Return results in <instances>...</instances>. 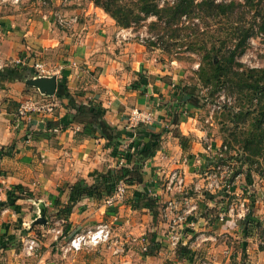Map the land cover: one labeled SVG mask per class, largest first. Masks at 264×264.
Listing matches in <instances>:
<instances>
[{
	"label": "crops",
	"instance_id": "crops-1",
	"mask_svg": "<svg viewBox=\"0 0 264 264\" xmlns=\"http://www.w3.org/2000/svg\"><path fill=\"white\" fill-rule=\"evenodd\" d=\"M77 1V6L62 8L63 12L78 14L84 20L79 27L69 30L43 20V9L37 0H0V62L5 63L0 69V183L18 196L13 205H7L6 211L0 213V238L4 242L0 247V264H201V257L211 259L213 264H264V247L259 246L255 233L250 234L249 228L245 230L239 222L199 219L198 227L224 237L198 245L189 234L186 245L173 248L168 244L169 220H152L154 205L165 198L160 185L153 181L159 178L160 168L181 167L187 181L192 182L195 169L182 160L185 156L193 160L196 150L200 151L202 135L198 120L187 116V112L183 114L185 110L192 111L188 104H179V100L184 102L185 95L179 100L176 95V88L182 83L180 64L138 41H126L117 47L112 39L114 19L91 2L85 8L78 6L81 0ZM22 2H26L25 7L19 6ZM54 2L58 4V0ZM20 58L26 59L23 64L11 63ZM37 61L49 69L48 74L32 69ZM5 68L9 70L3 71ZM49 75L56 76L52 94L30 82ZM60 81L65 83L67 97L59 98V108L47 114L44 123L37 115L31 124L17 116V108L24 99L48 101L58 92ZM77 106L82 110L77 111ZM88 108L100 115L108 138L101 137L99 129L89 135L81 133L80 120L90 118L85 112ZM133 108L153 109V123L127 128ZM63 120L69 122L55 134L45 125L46 121L59 124ZM71 124L79 125V129L73 130ZM140 129L142 133L138 132ZM177 132L187 139L185 149ZM115 134L121 138L116 153L111 137ZM138 140L155 142L156 151L140 168L143 181L127 183L125 199L109 203L108 196L83 197L73 202L71 208L63 209L72 201L61 194L62 186L76 180L87 184L98 181L99 174L121 166L119 161L122 156L125 159L127 152L134 153ZM122 144H127V148L122 149ZM131 164L124 160L122 165ZM247 181L252 183L251 176L247 175ZM34 193L45 195L42 197L47 207L40 205L41 198H35ZM57 197L59 202H55ZM29 205L31 211L47 208L54 215L61 214L62 209L66 211L61 215L66 221L65 234L56 239L52 231L55 227L48 225L41 215L31 219L34 223L30 227H26L27 216L19 222ZM99 222L110 223L119 237L146 236L148 251L141 252L139 244L132 243L121 256L111 255L102 245L62 253L61 245L75 231ZM39 225L43 226L42 238L38 239L34 253L26 256L21 245ZM225 247L229 248L227 255L223 253Z\"/></svg>",
	"mask_w": 264,
	"mask_h": 264
},
{
	"label": "rangeland",
	"instance_id": "rangeland-1",
	"mask_svg": "<svg viewBox=\"0 0 264 264\" xmlns=\"http://www.w3.org/2000/svg\"><path fill=\"white\" fill-rule=\"evenodd\" d=\"M54 1L55 0H46V4H42V0H37V5L48 13L57 11L59 13L61 12L64 18L76 16L77 20L75 22H69L66 25L59 23L58 20L54 19V16H50L48 20H43L51 21L52 24H54V27L58 29L74 30L75 26L79 27V24L84 21L83 17L78 14L65 13L62 9L63 7L65 8L67 6H70V4H74L75 6H77L78 1L58 0V4H55ZM135 1L137 0H118V2L120 3L127 4L133 2L135 3ZM225 1L229 2L232 0ZM233 1L245 3L244 0ZM80 2V5H78L79 7L83 6L86 8L87 4L91 2V4L95 8L103 10L109 16H111L110 13L105 11L103 8H100L99 5H95L94 0H81ZM159 5H161V0H159ZM256 5L257 3H255L252 8H249V6H244L243 8H241V12H238L239 14L242 13L243 15L241 22L243 23V25L249 28V32L252 33L251 37L246 43V50L238 56L237 61L241 63V68H264V31H261L259 28L261 17L257 15L256 18H254L255 14H257V11L261 12V10L259 9L264 8V6H261L260 4H258L257 6ZM19 6L25 7L26 2L20 3ZM153 20H155V17L148 16L145 17V19H141L139 22L132 23L129 27H124L122 25H119L114 19L115 32L112 35V39L114 40L115 45L119 47L126 41H138L144 44L146 47L156 49L167 59L175 60L180 64V69L182 70L181 86L187 85L190 90L195 87V90L198 93L197 98L200 101V107L196 108L188 104L189 109H192V111H186L185 109L188 108H184L185 111L183 113L185 115V112H187V116H194L196 120H198V125L202 132V135L199 137V146H201V148L200 151L196 150V152L198 155H203V147H205L209 142L213 144V147H219V145L221 144H226L227 148L223 152L224 159L221 162V168L225 171H231L232 175L234 176L235 184L233 189H231L232 193L228 194L227 198H217L216 196L208 198L206 196H202L205 176L200 175L198 172H195L196 176L194 177L193 181L190 183L188 182V184L191 188H193V182L194 184L198 183L199 188H197V190H190L188 195L191 196L193 198V201L198 204V210L195 216L196 221L199 219H218L217 213L219 211H223L229 205H232L236 208L241 200H243V198H245V203L248 204L249 202H251V196H253L255 197L252 206L253 219L248 226L250 230L249 233H255L257 241H259L260 243L259 246L264 247V160H262V157H260V155L252 154V146L249 145L250 149H247L245 147V141L248 139L247 137H249V128L252 121L256 120L255 122H257L264 120V115H259V107L262 106L261 108L264 111V103H262V105L261 101L260 103H258V99L260 97L259 94L252 97L248 90H239L233 84V81L220 83L218 86H213L212 84H202V81H200V79L198 78V74L196 73L201 55L198 52L193 51L192 48H190V46H188L186 43H183L181 39H166L167 44H170V48H172V50L168 52L162 49L160 45L161 42L165 39H161L159 37L161 31H159L157 35V31L152 29L151 23L153 22ZM183 20H185L184 24L181 23L182 25L179 24V26L184 27L191 25L192 21L198 22L200 29L204 32L203 38L206 39L208 28L206 27V22L204 20H201L200 18H194L193 20L191 18L188 21L183 18ZM224 23L227 25V22L225 20ZM217 27L223 28V22ZM121 29H125L124 32H120ZM119 32L120 35L118 34ZM141 38L143 39V42L140 41ZM149 41H153L156 43L153 45H149ZM49 99L58 102L62 100L55 96H52V98ZM59 106L60 104L54 108L53 112L56 108H59ZM239 113L240 115L239 117H237V114ZM262 125H264V121H262ZM258 131L260 130L257 129L256 132ZM255 140L258 143V147L262 148V146H264V134L260 137L256 136ZM190 163L196 171L197 164L195 163V160H191ZM247 175L251 176L252 183H249L247 181ZM8 191L10 190H8L7 188L6 194ZM126 194L127 193H125L123 199H125ZM34 196L35 198L40 197V202L43 203L40 205H43V207H47L44 202L46 200L45 198H43L45 195L34 193ZM7 199L8 198L6 196V201ZM210 200L214 202L213 205L209 204ZM29 206L25 213H21L19 219L20 222V220L22 219L21 217H28L27 220L29 221L26 222V224H28L26 225V227H30L33 225L34 222L33 220H31L33 219V217L41 215L40 217L45 219L47 223H49L48 225L57 227L60 226L57 223H62L61 225L63 230L64 228L66 229V227L64 226L66 225V221L63 220L64 217H62L61 215H54V212H48L47 208H40V210L31 211V206ZM160 209V203H156L152 211L153 221L159 220ZM198 228L200 229L201 227ZM42 230L43 226H35L34 232L31 235L40 239L42 238ZM64 234L65 233L63 232V235ZM202 259L210 260L207 257H201V261Z\"/></svg>",
	"mask_w": 264,
	"mask_h": 264
},
{
	"label": "trees",
	"instance_id": "trees-1",
	"mask_svg": "<svg viewBox=\"0 0 264 264\" xmlns=\"http://www.w3.org/2000/svg\"><path fill=\"white\" fill-rule=\"evenodd\" d=\"M244 2L245 3H241L233 0L229 2L225 0H161V5H159V0H137L135 3L129 4L120 3L118 0H94L95 5H99L100 8L110 13L117 23L124 27H129L132 23L139 22L141 19H145V17L148 16L155 17V20L151 23V27L157 31V35L158 32L161 31L159 37L165 39L160 45L162 49L170 52L172 48H170V44H167V40L181 39L183 43L190 46L193 51L201 55L196 73L200 81H202V84L218 86L220 83L233 81V84L239 90H248L252 97L259 94L258 103L261 101L262 105V103H264V68H241V63L237 60L238 56L246 50V43L252 34L249 32V28L241 22L243 15L238 12H241V8L244 6L252 8L255 3L264 6V0H244ZM259 10H261V12L257 11L254 18H256L257 15L261 17L259 28L261 31H264V8ZM183 18L187 21L191 18L192 20L194 18L204 20L208 28L206 39L203 38L204 32L200 29L198 22L192 21V24L188 25L189 27L179 26L181 23L184 24L185 20H183ZM224 20L227 22V25L224 23ZM222 22L224 27H217ZM155 43L156 42L149 41L148 44L153 45ZM5 70H9V68H5L3 71ZM176 89L178 92L176 95L180 97L178 100L181 99L182 95H185L184 102L179 100V104L185 103L190 104L192 107H200V101L197 98L198 93L195 87L190 90L187 85H180ZM55 96L58 98L67 97L66 86L63 81H60L59 90L56 92ZM261 107L262 106L259 107V115L262 116L264 115V111ZM76 110L80 111L82 107L80 108V106H77ZM94 111L89 110V108L88 111H85L90 114V118L80 120L83 124L81 133L89 135L94 130L99 129L101 137L108 138L102 129L101 121H99L100 115ZM239 115L240 113L237 114V117H239ZM72 119H74V117ZM255 121H252L249 128V137H247L248 139L245 141V147L250 149L249 145L252 146V154L260 155L262 160H264V146H262V148L258 147V143L255 140L256 136L260 137L264 134V125H262V121L264 120ZM67 122L69 121H60L59 124L61 125H59L52 121H46L45 125L48 128L57 126L65 127ZM257 129L260 131L256 132ZM140 130L141 131L138 130V132L142 133V129ZM145 134H147L146 131H143L144 136H146ZM176 136L185 149L187 147L186 137L178 132ZM111 137L114 139L113 151L116 153L118 151L117 145L120 144L121 138L116 136V134ZM155 145V142L148 144L138 140L135 144L136 148L134 153L127 152L124 155L126 162L132 163L130 166L121 165L99 174L98 181L93 184H87L84 181L76 180L75 182H69L62 186L60 188L61 194L63 196L65 195L69 201H72L71 203H67L63 209L71 208L73 202L83 197L91 196L101 199L104 196H110L114 192L116 184L120 179H125L127 183L134 181L142 182L143 178L141 177L140 171L141 164L144 160L153 156L156 151L154 148ZM248 178H250V175ZM16 197L18 196H16L12 190L8 191L6 204H13ZM56 201L59 202V197L55 199V202ZM253 202L254 198L252 197V205ZM4 204V202H1L0 206ZM63 209L59 215L66 214V211H63ZM251 218V214H248L245 220L239 222L241 225H245V230L248 229L246 224L250 223ZM3 243V240L0 238V247L4 245Z\"/></svg>",
	"mask_w": 264,
	"mask_h": 264
},
{
	"label": "built area",
	"instance_id": "built-area-1",
	"mask_svg": "<svg viewBox=\"0 0 264 264\" xmlns=\"http://www.w3.org/2000/svg\"><path fill=\"white\" fill-rule=\"evenodd\" d=\"M17 1V0H16ZM65 1V0H64ZM42 4H46V0H42ZM42 18L47 19L50 16H54L55 20H58L59 23L68 24L69 22H75L77 20L76 16L69 18H64L63 14L57 11L47 12L42 10ZM125 29H121L120 32H124ZM120 32L118 33L120 35ZM143 42V39H140ZM25 58L17 59L16 61L11 62L13 65H20L25 62ZM5 66V63L0 62V69ZM34 70L37 73L48 74L49 69H47L43 63L34 62L32 64ZM55 76V75H49ZM56 77V76H55ZM60 104V101H44L37 102L34 99H24L17 108V116L25 120L26 124H31L34 121V117L37 115L40 118V123H44V118L47 114L53 112L54 108ZM156 113L153 109H139L133 108L128 115V126L127 128H134L136 126L147 127L151 125L155 119ZM70 128V126H68ZM73 130H78L79 125H74ZM65 127H55L48 128L52 133H58ZM122 149L127 148V144H122ZM227 145L221 144L219 147H213V144L209 142L205 147H203V155L195 154L193 160L197 164V170L200 175L204 177V186H203V197L212 198L216 196L217 198H227L228 194H231V189L234 187V176L231 171H225L221 168V162L224 159V151L226 150ZM124 157L122 156L119 164H124ZM191 161L189 156H185L182 160L184 164H188ZM146 164V160L142 162V167ZM141 168V167H140ZM159 178H155L153 183H158L160 188L165 195V198L159 200L161 205L160 217L165 220H169L168 231L166 232V239L168 244L176 248L180 245H186V238L190 234L196 244L200 245L208 241H215L221 236L224 237V234L214 235L208 232L207 229L198 228L196 221V213L198 210V204L193 201V198L188 195L190 190H197L199 188L198 183L194 184L191 188L187 181V176L185 175L184 170L181 167H172L167 170L164 168L159 169L158 173ZM224 179V180H222ZM7 188L5 185L0 184V203L4 202L5 204L0 206V213L6 211V194ZM127 191V181L125 179H120L117 184L114 192L108 196V202L111 203L116 199H123ZM161 193V192H160ZM157 192L153 194V198L157 199ZM210 205H213V201L210 200ZM251 202L248 204L245 203V198L241 200L239 205L235 208L232 205H229L223 211L217 213L218 221L226 222H241L248 217V214H252ZM59 224V223H57ZM60 225V224H59ZM56 239L63 235L62 225L52 229ZM223 241L224 238H222ZM132 243H138L140 246L141 252H147L149 249V242L146 236H131V237H119L114 233L112 225L108 222H99L93 226L86 227L81 230L75 231L72 236L61 245V250L63 254L73 253L80 250L88 248H96L99 246H105L113 256L123 255L128 245ZM38 246V238L35 236H30L23 241L22 251L26 256H30L34 253L36 247ZM224 254L229 253V248L225 247L223 250ZM214 262L210 260H203L201 264H213Z\"/></svg>",
	"mask_w": 264,
	"mask_h": 264
},
{
	"label": "water",
	"instance_id": "water-1",
	"mask_svg": "<svg viewBox=\"0 0 264 264\" xmlns=\"http://www.w3.org/2000/svg\"><path fill=\"white\" fill-rule=\"evenodd\" d=\"M30 82L39 86L41 89H46L47 94H52L56 88L55 76H40L30 80Z\"/></svg>",
	"mask_w": 264,
	"mask_h": 264
}]
</instances>
